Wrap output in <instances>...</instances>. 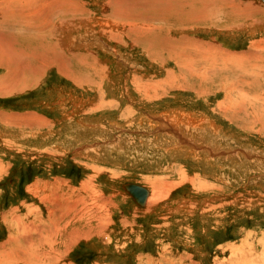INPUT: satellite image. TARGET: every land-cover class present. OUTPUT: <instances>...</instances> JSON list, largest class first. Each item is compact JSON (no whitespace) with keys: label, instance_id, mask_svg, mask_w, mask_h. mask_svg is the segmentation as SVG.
<instances>
[{"label":"rangeland","instance_id":"rangeland-1","mask_svg":"<svg viewBox=\"0 0 264 264\" xmlns=\"http://www.w3.org/2000/svg\"><path fill=\"white\" fill-rule=\"evenodd\" d=\"M262 13L259 0H0V77L25 81L0 93V264H43L47 244L34 259L25 242L61 221L79 233L48 264H264ZM126 183L148 189L145 208Z\"/></svg>","mask_w":264,"mask_h":264},{"label":"bare ground","instance_id":"bare-ground-1","mask_svg":"<svg viewBox=\"0 0 264 264\" xmlns=\"http://www.w3.org/2000/svg\"><path fill=\"white\" fill-rule=\"evenodd\" d=\"M119 1V0H118ZM231 1V0H230ZM260 1V0H259ZM32 2V1H31ZM49 2V1H48ZM158 2V1H157ZM167 2H168V0H167ZM261 2V1H260ZM234 4V3H233ZM264 4V3H263ZM33 5V4H32ZM31 5V6H32ZM168 6V5H167ZM249 5H247V7H248ZM164 7V6H163ZM171 7V6H170ZM169 7V8H170ZM190 7V6H189ZM20 8V12L22 13L23 11H25V10H30L31 12H29L26 16H30V15H35V16H38L37 15V13H36V10L33 8L32 9V7H29L28 5L26 6L25 5V7L24 6H17V10ZM49 8H50V5L48 4L47 6H45L44 5V8H40L41 10L38 12L39 14L40 13H43L42 14V17H46L47 15H49V14H51V13H46V12H44V10L45 9H48V11H49ZM240 8V7H239ZM238 7H237V5H236V7H235V9H233V15H236L237 13H239V15H240V9H239ZM119 9V8H118ZM167 9V8H166ZM16 10V11H17ZM52 10V9H51ZM178 10V9H177ZM19 11V10H18ZM53 11V10H52ZM56 11V10H55ZM187 12L188 11H191L190 13H188L187 15H186V18L188 19V20H196V17L197 16H199V14H196V12L194 13L193 12V8H188L187 10H186ZM14 13H15V8H14V11H13ZM20 13V14H21ZM117 14H118V11L116 12ZM184 13V12H183ZM198 13V12H197ZM199 13H200V11H199ZM13 14V13H12ZM16 14V13H15ZM14 14V15H15ZM262 14H264V13H262ZM172 15V14H171ZM238 15V16H239ZM260 15V14H259ZM179 16V15H178ZM182 16V15H181ZM52 17V16H51ZM180 17V16H179ZM228 17V16H227ZM184 18V17H183ZM182 18V19H183ZM198 18H200V17H198ZM224 18V17H223ZM51 19V18H50ZM177 19V18H176ZM181 20V19H180ZM182 21V20H181ZM180 21V22H181ZM197 21H199V19L197 20ZM52 22V21H51ZM50 22V23H51ZM63 22V21H62ZM176 22V21H175ZM183 22V21H182ZM149 23V22H148ZM177 23V22H176ZM196 23H198V22H196ZM179 24V23H178ZM185 24V23H184ZM61 25V24H60ZM53 26V25H52ZM51 26V27H52ZM51 30V29H50ZM49 30V31H50ZM56 32V31H55ZM51 33V32H50ZM56 35H57V33H56ZM193 42H196V41H193ZM11 45V44H10ZM189 45V46H188ZM196 45V44H195ZM191 46H193L192 44H186L185 45V47L183 48V52H185L186 51V49L188 48V47H191ZM195 47V46H194ZM200 49L202 50V51H200V52H196L195 53V55H193V56H202V55H204V54H208V56L209 55H213V52H214V50H212V48L211 47H206V48H202V47H200ZM4 50V49H3ZM5 51H6V49H5ZM47 52V51H46ZM220 53L218 54V52H216V54H217V56L216 57H219V56H221L219 59L218 58H216L215 57V59L214 60H219V62L221 63V68L224 70V71H226V67H227V65H228V63H227V61L229 62V65L230 66H232V61H231V58H230V56H233V54H231L232 52H226V51H219ZM9 53V52H8ZM12 54V53H11ZM201 54V55H200ZM235 54V53H234ZM260 54V53H259ZM7 55V54H6ZM236 55V54H235ZM242 55V54H241ZM256 55H257V53H256ZM8 56V55H7ZM11 57H12V55H10ZM13 56H14V54H13ZM24 56V55H23ZM237 56V55H236ZM244 56V55H243ZM253 57V55H249L248 56V58L249 59H253L252 58ZM259 56H257V58H258ZM16 58V57H15ZM240 58V57H239ZM261 58V57H260ZM14 59V58H13ZM19 59V58H18ZM233 59V58H232ZM256 59V58H255ZM188 60L189 61H186L185 63H183L184 64V66H186L187 65V63H194L195 65H196V61L194 60V59H190V58H188ZM235 60V59H234ZM15 61H16V59H15ZM235 61H237V60H235ZM256 61V60H255ZM20 62V61H19ZM9 63H11V60L9 61ZM18 63V62H17ZM24 67H27V66H25V64L24 63H22V62H20ZM178 63V62H177ZM231 63V64H230ZM244 63V62H243ZM246 63V62H245ZM14 64H16V63H14ZM235 64H236V62H235ZM198 65V64H197ZM234 65V64H233ZM199 66V65H198ZM197 66V70L199 69V67ZM253 66V65H252ZM24 67H21V66H18V68H24ZM236 67V66H235ZM177 68H178V66H177ZM20 69V70H21ZM26 69V68H25ZM254 69V68H253ZM14 70H18L16 73H14V74H12V72H10V73H8V77H10V76H13V75H15L14 77H10V78H6V77H4V76H2V77H0V89L3 87V89L2 90H0V93L2 92V93H6L7 91H8V89H9V87H13V86H15V85H17V84H19V83H22L23 84V82H24V85H25V81L24 80H21V78L18 76V74H20V73H22V70L21 71H19V69H15L14 68ZM24 70V69H23ZM13 71V70H12ZM214 71V70H213ZM8 72V71H7ZM212 73V72H211ZM7 74V73H6ZM200 74V73H199ZM202 74V73H201ZM24 75V74H23ZM23 75H21V77L22 78H24L23 77ZM246 75V74H245ZM250 76V75H249ZM264 79V78H263ZM254 80H257V79H255L254 78ZM12 83V84H11ZM255 83V82H254ZM4 84V85H3ZM14 89V88H13ZM10 90V89H9ZM4 91V92H3ZM12 91V90H11ZM126 184H135V183H126ZM126 184H123V185H126ZM136 185H139V184H136ZM139 186H141V185H139ZM143 187V186H142ZM121 188H122V185H121ZM145 188V187H144ZM146 189V188H145ZM122 190H123V188H122ZM148 190V189H147ZM124 191V190H123ZM125 192V191H124ZM126 193V192H125ZM127 194V193H126ZM160 195V194H159ZM127 196L131 199V197L127 194ZM147 199H148V197H147ZM147 199H146V202H147ZM132 200V199H131ZM133 201V200H132ZM134 202V201H133ZM146 202H145V206L144 207H140V208H145L146 207ZM136 204V203H135ZM137 205V204H136ZM138 206V205H137ZM139 207V206H138ZM60 209V208H59ZM72 209H74V211H75V208H72V207H68V210H72ZM90 210V209H89ZM93 210V209H92ZM51 211V210H50ZM52 212V211H51ZM60 212V211H59ZM69 212H71V211H69ZM73 212V211H72ZM68 213V212H67ZM84 214V213H83ZM85 214H86V212H85ZM76 215H78V218H76V216L75 215H73V216H71L70 217V219H69V221H74V222H72V224L73 223H78V221L80 222V221H83V219L82 218H80V216H79V214L77 213ZM89 216V215H88ZM67 217H68V214H67ZM66 217V218H67ZM52 219V218H51ZM65 219V218H64ZM61 220V219H60ZM68 220V219H67ZM92 221H93V219H92ZM53 223H54V221H53ZM62 221H61V223H54L53 224V226H52V228L54 229L53 231H50V232H48V235L47 236H45V237H43L42 239H41V236H40V234H39V236H40V238L39 237H37V239H36V246H34L35 245V242L33 243V244H30L29 245V238H28V240L25 242V246L28 248H25V249H27L28 250V253H29V258H31V257H33L34 258V253L35 252H33V251H36L38 248H40L42 245H40L41 243H45V244H47V250H45V252H43L42 254H40V257H39V260H41V261H43V264H48L47 263V261H48V259L50 258V257H53V256H51V255H49L50 254V252H56V253H59V250L62 248V247H64V246H70L73 242L72 241H70V235L69 234H77V233H79V231L78 230H75V229H72L71 230V232H69V233H66L65 231L67 230V228H64V227H67V226H69V222H65V223H63V225H62ZM90 223L91 222H88L87 220H85L84 221V223L82 224L83 226H88V225H90ZM99 223H101L100 221H97V226H98V224ZM33 225V224H32ZM92 225V224H91ZM62 226V227H61ZM74 226V225H73ZM31 227V226H30ZM61 227V228H60ZM90 227V226H89ZM85 228V227H84ZM88 229V228H87ZM28 235V234H27ZM45 235V234H44ZM69 235V236H68ZM33 238V237H32ZM59 239H60V241H59ZM58 240V241H57ZM31 241V240H30ZM57 241V242H56ZM15 242V241H14ZM33 242V241H32ZM32 242H30V243H32ZM24 245V244H23ZM55 245H57V246H55ZM56 248V249H55ZM60 248V249H59ZM19 249V248H18ZM59 249V250H58ZM14 251V250H13ZM20 251V250H19ZM19 251H18V253H19ZM17 252V251H16ZM27 252V251H26ZM11 253H12V251H11ZM20 254H22L21 253V251H20ZM5 255V254H4ZM23 255V254H22ZM26 255V254H25ZM57 255V254H56ZM56 255H54V257L56 256ZM58 255H60V254H58ZM3 256V255H2ZM8 256V255H7ZM15 256V255H14ZM18 257V256H17ZM3 259H5V257H2ZM16 258V257H15ZM20 259V258H19ZM23 259V258H22ZM35 259V258H34ZM2 260V259H1ZM0 260V261H1ZM11 261V260H10ZM13 261V260H12ZM15 261V260H14ZM29 262V261H28ZM33 262V261H32ZM37 262V261H36ZM9 263V262H8ZM33 264H35V263H33ZM41 264V263H40Z\"/></svg>","mask_w":264,"mask_h":264},{"label":"water","instance_id":"water-1","mask_svg":"<svg viewBox=\"0 0 264 264\" xmlns=\"http://www.w3.org/2000/svg\"><path fill=\"white\" fill-rule=\"evenodd\" d=\"M264 3V0H260ZM123 190L131 197V199L136 203L139 207H144L146 199L149 195L147 189L142 186L136 184H126L123 185Z\"/></svg>","mask_w":264,"mask_h":264}]
</instances>
